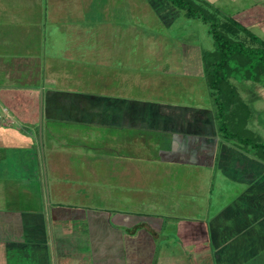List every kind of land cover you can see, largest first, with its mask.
Here are the masks:
<instances>
[{"label": "crops", "instance_id": "crops-1", "mask_svg": "<svg viewBox=\"0 0 264 264\" xmlns=\"http://www.w3.org/2000/svg\"><path fill=\"white\" fill-rule=\"evenodd\" d=\"M97 2L0 0V264H264V154L221 133L209 48L181 69L208 101L130 96Z\"/></svg>", "mask_w": 264, "mask_h": 264}, {"label": "rangeland", "instance_id": "rangeland-1", "mask_svg": "<svg viewBox=\"0 0 264 264\" xmlns=\"http://www.w3.org/2000/svg\"><path fill=\"white\" fill-rule=\"evenodd\" d=\"M227 1L245 8L252 6V0H221L219 5L225 14L233 13L231 8L234 7ZM106 8H109L107 12H105ZM210 10L215 11L212 8ZM97 11L98 31L108 29L110 34L103 39H108L110 47L115 48L109 53L111 62L102 63L99 60V73L103 68L121 67L123 62L124 67L126 64L130 65V96L159 100L165 95L172 96L173 94L189 103L200 100L208 101V87L201 84L205 78L199 75L187 77L182 74L183 70H181L185 65L183 60L185 44L198 43L209 50L215 48V41L208 24L200 18L187 17L182 9L174 6L169 0H98ZM223 12L220 16L225 20L226 15ZM244 14H246L245 11L241 18L236 17L237 20L242 24L245 22L249 29L251 27V31H255L264 39V21H258L257 18L252 17L244 18L242 17ZM106 16L111 18H106ZM108 22L112 24L111 30L106 24ZM254 22L257 24L253 28ZM239 37L249 45H260L245 32L240 33ZM102 48L103 46L99 45V58L107 55L108 50ZM197 48L199 49V46ZM105 58L108 60V57ZM213 59L214 56H211V60ZM199 71L201 72V69ZM113 81L116 82V78ZM229 81L236 86L239 95L248 101L253 109L252 116L244 125L245 128H249L259 135L258 137L264 139V85L262 81L249 78L240 80L234 75L229 77ZM97 87L103 90L109 85L104 79L103 83ZM41 132L39 131V135ZM103 135L98 137L99 142H102ZM27 184L34 185L36 189H38L37 185H40L35 180ZM95 185L101 191L105 189L106 183L96 182ZM44 192L47 194L46 189Z\"/></svg>", "mask_w": 264, "mask_h": 264}, {"label": "trees", "instance_id": "trees-1", "mask_svg": "<svg viewBox=\"0 0 264 264\" xmlns=\"http://www.w3.org/2000/svg\"><path fill=\"white\" fill-rule=\"evenodd\" d=\"M169 1L186 16L200 18L208 24L215 41L214 49L203 50V61L221 133L228 140L251 146L264 154V139L244 126L253 109L229 81L234 75L240 80H259L264 85V39L232 16L226 15L223 20L222 10L209 0ZM210 8L215 11L211 12ZM242 32L260 45H249L239 37ZM211 56H214L213 60Z\"/></svg>", "mask_w": 264, "mask_h": 264}]
</instances>
